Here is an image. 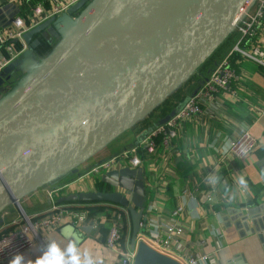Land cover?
Returning a JSON list of instances; mask_svg holds the SVG:
<instances>
[{
  "label": "water",
  "instance_id": "95a60500",
  "mask_svg": "<svg viewBox=\"0 0 264 264\" xmlns=\"http://www.w3.org/2000/svg\"><path fill=\"white\" fill-rule=\"evenodd\" d=\"M90 1L81 0L24 34L34 56L43 39L50 41L49 34L58 36L71 25L0 103V211L14 203L25 213L22 197L78 173L80 165L146 117L234 31L253 0ZM25 68L13 62L0 72V95L12 74ZM100 178L110 190L62 195L59 203L102 201L127 208L136 264H178L139 241L147 201L144 168H114ZM261 210L264 204L255 212ZM237 211L243 222L253 215ZM253 224L252 233L264 241V227Z\"/></svg>",
  "mask_w": 264,
  "mask_h": 264
},
{
  "label": "crops",
  "instance_id": "0c3cea01",
  "mask_svg": "<svg viewBox=\"0 0 264 264\" xmlns=\"http://www.w3.org/2000/svg\"><path fill=\"white\" fill-rule=\"evenodd\" d=\"M8 4L12 6L0 14V28L12 27L14 20L20 17L30 30L50 18L33 23L36 20L35 10L40 7L46 14L53 9L55 0H0V8ZM256 10L257 6H250L247 15L255 16ZM261 22L257 29L258 39L243 38L240 32L233 31L236 35L234 41L207 68L187 96L196 93L216 65L229 56L233 67L241 75L231 85L238 97L226 92L218 96L216 103L206 100L201 114L180 124L167 153L164 152L160 137L156 139L153 151L147 142L142 143L149 129L140 136L123 132L102 149L108 148L106 153L94 155L80 165L78 173L69 172L59 180L36 188L22 197L25 213L28 216L46 213L52 204L59 203L58 199L62 195L110 190L109 185L100 182L101 175L89 174V169L125 150L136 148L135 155L141 157V167L145 170L147 192L145 224L139 241L178 264H189L191 257L201 255H208L209 258L200 264H264V241H261L258 233H252L254 222L264 227V211L255 212L264 204V65L246 58L236 50V46L248 49L261 44L264 47V19ZM66 28L58 36L48 35V38L52 37L50 41L54 47L71 25ZM39 37L36 35L34 39ZM49 51L31 56L27 50L14 62L26 66L23 75L27 76L28 71L36 69L51 53ZM10 90L9 87L4 89L0 102ZM158 125L161 124L158 122L151 128ZM243 128H249L258 139V147L249 156L237 158L227 152V148L230 139L238 137ZM121 137L124 138L119 140ZM125 166H131L129 160H124ZM241 176L246 181L243 186L238 182ZM207 194L212 196L211 201L206 200ZM65 203L86 204L91 216L82 225L87 231L81 230V226L75 227L68 216H64L60 227L50 230L51 242L56 243L61 250H66L70 243L75 242L82 260L87 252L94 264H114L118 254L106 241L118 212L124 215L122 243L131 248L132 221L127 208L116 203ZM180 207L182 210L175 213ZM237 209L251 211L253 215L243 222ZM25 213L14 203L0 211V233L18 226ZM171 225L181 227L182 233L174 235L168 247L153 245L152 233L160 232L165 236ZM44 253L37 242L30 249L19 253L24 257L21 264H34ZM12 258L5 259L1 264H10Z\"/></svg>",
  "mask_w": 264,
  "mask_h": 264
},
{
  "label": "built area",
  "instance_id": "2783aa9c",
  "mask_svg": "<svg viewBox=\"0 0 264 264\" xmlns=\"http://www.w3.org/2000/svg\"><path fill=\"white\" fill-rule=\"evenodd\" d=\"M81 0H55L53 9L44 14V9L38 7L35 10V22L60 16L68 11L69 8L76 5ZM257 6L255 16L247 15V12L240 17L234 31L242 34L243 38L254 39L258 36V25L264 19V0H253L251 6ZM81 12L72 15L74 20H78ZM43 18V19H42ZM29 30L25 26V21L18 17L14 20L13 26L7 29L0 28V72L7 66L20 58L28 49L29 44L24 39V34ZM243 56L264 65V47L261 44H255L248 49L236 46ZM2 51V53H1ZM241 75L233 67L229 56L224 57L204 79L196 93L188 97L185 103L180 106L174 116L166 123L152 128L142 139V143H148V147L153 151L156 145V139L161 138L164 152L172 146V139L177 136V130L180 124L195 115L203 112V103L207 100L211 103L218 101V96L222 93L229 92L233 97H238L237 91L232 88V83L239 80ZM252 110L257 111L255 107ZM217 146H214L216 148ZM258 147V139L253 136L249 128H243L235 139H230L227 152L237 158H245L252 154ZM136 148L125 150L122 153L106 159L93 166L89 174L102 175L108 170L124 166V160H129L132 167L142 166V159L135 155ZM206 200L211 201L212 196L207 194ZM178 208L175 213L181 211ZM64 216H68L75 227L82 226L91 216L90 210L86 204L74 205L67 203H54L49 211L34 216H24L15 228L0 233V264L7 258L14 257L15 254L30 249L35 243H39L47 251L48 246L52 243L49 232L52 229L60 227ZM124 215L118 212L113 219V226L109 231L106 244L114 249L118 254V260L114 264H136L137 250L126 247L122 243L123 238V221ZM143 222V227H144ZM182 233L181 227L171 225L167 228L165 236L160 232H154L151 235L153 245L168 247L173 242L174 235ZM209 258L208 255L191 257L189 264H200Z\"/></svg>",
  "mask_w": 264,
  "mask_h": 264
},
{
  "label": "trees",
  "instance_id": "16d2710c",
  "mask_svg": "<svg viewBox=\"0 0 264 264\" xmlns=\"http://www.w3.org/2000/svg\"><path fill=\"white\" fill-rule=\"evenodd\" d=\"M236 35L232 32L221 45L211 54L207 60L199 66V68L190 75L184 82H182L175 90H173L166 99L161 102L154 110H152L146 117L139 120L133 127L126 130L125 133H132L134 135H142L149 128L158 124V122L165 116L170 114L171 111L178 108L180 104L187 98L189 93L192 91L193 86L202 77L207 68L212 65L214 61H217L220 56H222L228 46L234 41ZM56 47V46H55ZM53 43L47 39H43L42 44L38 47V54H45L47 51H52L54 48ZM53 48V49H52ZM52 49V50H51ZM49 51V52H50ZM68 174V173H67ZM66 175V174H65ZM100 182H102L100 180ZM81 203H112V202H102V201H92V202H81Z\"/></svg>",
  "mask_w": 264,
  "mask_h": 264
},
{
  "label": "clouds",
  "instance_id": "9594fccd",
  "mask_svg": "<svg viewBox=\"0 0 264 264\" xmlns=\"http://www.w3.org/2000/svg\"><path fill=\"white\" fill-rule=\"evenodd\" d=\"M238 182L241 186L246 184L243 176L239 178ZM84 256L85 259L82 260L75 242L70 243L66 250H61V248L53 242L48 246L47 251L35 260L34 264H94V261L88 258L87 252ZM23 259V255L17 253L10 261V264H21Z\"/></svg>",
  "mask_w": 264,
  "mask_h": 264
},
{
  "label": "flooded vegetation",
  "instance_id": "af4514ba",
  "mask_svg": "<svg viewBox=\"0 0 264 264\" xmlns=\"http://www.w3.org/2000/svg\"><path fill=\"white\" fill-rule=\"evenodd\" d=\"M23 73H24L23 71L13 73L10 84L7 87L12 89L17 84V82L22 78Z\"/></svg>",
  "mask_w": 264,
  "mask_h": 264
},
{
  "label": "rangeland",
  "instance_id": "374dc122",
  "mask_svg": "<svg viewBox=\"0 0 264 264\" xmlns=\"http://www.w3.org/2000/svg\"><path fill=\"white\" fill-rule=\"evenodd\" d=\"M91 1H92V0H91ZM91 1H90V2H91ZM90 2H89V3H90ZM79 12H82V10L78 11V13H79ZM33 70H34V69H32L31 71H28L27 74H28V75L31 74V72H32ZM28 75H27V76H28ZM24 76H25V75H23L22 78H23ZM27 76H26V77H27ZM26 77H25V78H26ZM22 78H21V79H22ZM21 79H20V80H21ZM18 82H19V81H18ZM18 82H17V83H18ZM12 89H13V88H12ZM10 91H11V90H10ZM0 103H1V102H0ZM123 138H124V137H121V138H119V140H121V139H123ZM100 151H101V150H100ZM100 151L97 152V153L95 154V156H96V155L99 156V155L102 154V153H106V152L108 151V148H105V149L102 150L101 152H100ZM91 168H92V167H91ZM91 168L89 169V171L91 170ZM89 171H88V172H89Z\"/></svg>",
  "mask_w": 264,
  "mask_h": 264
}]
</instances>
